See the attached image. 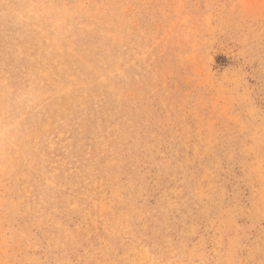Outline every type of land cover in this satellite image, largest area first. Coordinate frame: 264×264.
I'll return each instance as SVG.
<instances>
[{"label": "rangeland", "instance_id": "374dc122", "mask_svg": "<svg viewBox=\"0 0 264 264\" xmlns=\"http://www.w3.org/2000/svg\"><path fill=\"white\" fill-rule=\"evenodd\" d=\"M0 264H264V0H0Z\"/></svg>", "mask_w": 264, "mask_h": 264}]
</instances>
